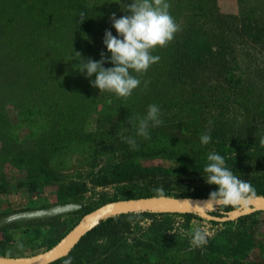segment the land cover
Wrapping results in <instances>:
<instances>
[{
    "label": "trees",
    "instance_id": "obj_1",
    "mask_svg": "<svg viewBox=\"0 0 264 264\" xmlns=\"http://www.w3.org/2000/svg\"><path fill=\"white\" fill-rule=\"evenodd\" d=\"M86 1L0 0V17H4L0 21V100L12 95L14 86L19 83L27 88L29 96L46 85L53 91H59L57 87L66 85L77 99L69 106L73 108L81 102L84 109L96 95L108 98L99 89L96 95L86 97L89 83L95 79V75L90 80L86 72L82 74L78 71L80 57L75 53H80L84 61L91 59L99 62L103 52L110 60L111 54L100 35L105 22L103 16L112 6L90 8ZM44 2H52V7L61 10L54 16L50 32L49 21H24L16 12L21 8V3H29L31 8L37 9ZM168 3L170 14L180 30L166 47L153 51L152 54L161 59L146 73L138 76L141 84L129 99L117 98L114 94L109 97L110 103L118 105L119 109L123 104L130 106L134 111L130 118L142 117L149 105H157L160 108L161 125L149 129L148 139L137 136L128 120L102 122V125H114L112 130L118 131L120 139L121 136L134 138L137 146L143 149L141 151H145L144 148L148 146L156 147L169 164L144 167L135 162L121 163L122 169L115 176L119 182H142L144 186L137 190H124L121 195L115 194L100 205L117 200L158 196V188L163 189L164 196L209 198L211 192L218 191V186L207 184L203 177L207 156L211 152L221 155L225 167L234 175L249 181L255 196H264V151L259 147L254 151L249 150L255 135L264 129V118L255 121L254 107L249 106L255 88L264 86V53L258 51L260 56L255 60L259 63L254 68L239 58L232 45L234 43L224 36L223 25L212 18L216 17L215 0H168ZM256 33L249 31L252 40L248 41V45L261 44L262 47L264 43ZM251 45L248 48L254 47ZM113 66L111 63L104 65L105 68ZM131 74L137 75L134 72ZM9 75L20 78V81H11ZM65 88L60 92H67ZM0 119L5 121L3 117ZM237 126L241 131H238ZM125 129L128 133H125ZM202 134L211 136L209 144H201L199 138ZM237 143L246 147L247 152L232 155L231 148ZM12 150L4 146L2 153L7 154ZM36 150L39 160L34 162L35 167L26 165L25 170L30 174L33 172L34 176H41L47 171L51 174L52 168L46 166L45 157L39 154H46L44 145H37ZM131 150L126 142L121 154L126 157ZM17 156L19 162L27 164L31 158L23 154ZM1 180L6 184L4 178ZM82 188V185L70 184L59 186L58 190L61 199L69 201V198L80 194L84 190ZM3 192L0 191V194ZM96 208L83 211L82 207L74 214L83 212L84 215ZM234 210L236 208L222 205L209 214L223 217ZM260 214L264 212L250 213L226 223L206 221L195 214L145 212L114 216L88 232L67 256L52 264H65L68 259H71L72 264H264V247L256 243L250 234L238 232L233 239L215 237L201 249H192L187 238L167 234L173 230L176 218L183 221V227L194 219L211 226H230L233 223H246ZM140 219L152 221L149 233L153 236L129 245L124 237ZM62 237L52 239L47 250ZM98 238L108 242L104 253H98L92 244ZM257 248L260 250L255 257ZM10 249L17 250L8 239L0 242L1 257H11L8 255Z\"/></svg>",
    "mask_w": 264,
    "mask_h": 264
},
{
    "label": "rangeland",
    "instance_id": "obj_2",
    "mask_svg": "<svg viewBox=\"0 0 264 264\" xmlns=\"http://www.w3.org/2000/svg\"><path fill=\"white\" fill-rule=\"evenodd\" d=\"M131 2L132 0L86 1L90 8L103 5L112 6L103 16L105 22L101 30V41H104L106 31H111L113 36L119 38L112 26L111 17L115 14L119 19L129 14L125 13L124 7ZM215 2L216 17L212 18L223 25L224 36L234 43L232 45L235 46L234 50L239 58L251 68L257 67L259 62L255 59H259L258 51L264 53V45L261 47V44H250L254 47L248 48L250 46L248 41L252 40L249 35L251 30L252 33L257 32L264 43L263 0H215ZM23 4L21 3V8L19 7L16 11L21 20L49 21V25L47 24L49 32L52 30L54 16L58 14L57 11H61L58 7H52V2L50 4L44 2L38 8L32 6L37 9L31 8L29 3ZM38 9L41 10L38 11ZM3 19L4 17H0V21ZM9 77L11 81L15 79L20 81V78L14 75H9ZM19 84L14 86L12 95L0 100V117L5 119V121L0 119V122H3L0 123V180L4 178L6 181V184L0 181V186L2 185L0 191L5 192L0 194V219L15 212L43 209L68 202L81 204L83 211L99 207L103 201L112 198L115 194L121 195L124 190H137L144 186L142 182H119V178L115 176L119 173V169H122L121 163L135 162L144 167L169 164L168 160L163 158L165 155L158 152L154 146L144 148L145 151H141L143 149L137 146L135 150L128 152L126 157L121 154V150L126 146L125 140L120 139L117 130L116 132L112 130L114 125L104 127L102 122L127 121L134 115V111L125 104L121 106V109L118 105L111 104L109 97L112 93L105 91L108 98H101L96 95L98 88H93L89 83L86 97L90 98L94 95L96 97L82 109L83 103L81 102H78L75 108L69 107L71 102L77 99L73 97L71 89L66 85V88L63 85L57 87L59 91H53L46 85L29 96L27 88ZM63 88L67 92H60ZM255 89L254 95L250 96L249 100L252 101L249 106L254 107L253 113L257 119L255 121H261L264 118L262 114L264 86L260 85ZM237 129L239 131L240 127L237 126ZM109 130L111 131L107 134ZM125 133H128L127 129ZM262 136H264V129L255 135V140L249 145L250 151H254L256 147L264 151V147L259 144ZM39 144L44 145L46 150V154H39L45 157L44 163L52 168V172L49 174L47 171L41 176H34L33 172L30 174L25 169L26 165L29 167V164L35 167L34 162L39 158V155H36V146ZM4 146L13 150L4 154L2 153ZM245 148L237 143L231 148V154L245 153L247 152ZM20 154L31 157L28 164L18 161L17 155ZM70 184L82 185L84 190L69 198V201L61 199L59 186ZM82 216L83 212L64 215L52 220L5 225L0 227V242L8 239L13 247L17 248V250H9L8 255L11 257L32 256L46 251L52 239L64 236ZM151 222L150 219H140L134 223L131 231L124 237L126 243L131 245L135 241L152 237L153 234L149 233ZM174 222L173 230L168 231V235L187 238L190 241L193 230L201 228L209 233L205 246L215 237L233 239L236 234L243 233L252 235L253 240L264 247V214L257 215L246 223H233L230 226H211L195 219L186 227L182 226L183 221L180 218H176ZM20 244L23 245L22 248L18 246ZM92 244L98 253H104L108 246L104 238L95 239ZM189 246H191L190 243ZM259 250L257 248L255 257Z\"/></svg>",
    "mask_w": 264,
    "mask_h": 264
},
{
    "label": "clouds",
    "instance_id": "obj_3",
    "mask_svg": "<svg viewBox=\"0 0 264 264\" xmlns=\"http://www.w3.org/2000/svg\"><path fill=\"white\" fill-rule=\"evenodd\" d=\"M126 9L123 17L117 19L112 15V26L118 33L113 36L111 31H106L104 45L110 60L102 52V59L97 62L91 59L82 60L80 53H75L80 57L78 65L79 72H86L87 78L95 75L91 80V86L98 88L101 93L109 92L117 98L127 99L132 96L141 84L139 75L146 73L149 68L160 61V56L153 55L157 48L166 47L180 30L178 24L170 14V4L168 0H132L124 7ZM83 16V14H81ZM106 63L114 65L105 68ZM137 75H132L131 73ZM147 83H145V88ZM160 108L153 104L149 105L144 116L139 118H129L128 123L136 130V135L145 139L149 138V129L158 128L161 125ZM119 135V133H117ZM133 150L136 149V140L132 137H123ZM200 142L207 145L211 142L209 134H202ZM259 144L264 147V136L259 139ZM207 165L204 167V179L209 185L218 186V191H213L207 201L208 206L219 204L234 208L246 207L255 198V190L251 183L233 174L225 167L224 158L211 152L207 156ZM160 198L164 197L162 188L156 189ZM209 233L201 228L193 230L190 239L192 249L201 248L208 242ZM23 247L22 244L18 245ZM65 264H72L71 259Z\"/></svg>",
    "mask_w": 264,
    "mask_h": 264
},
{
    "label": "water",
    "instance_id": "obj_4",
    "mask_svg": "<svg viewBox=\"0 0 264 264\" xmlns=\"http://www.w3.org/2000/svg\"><path fill=\"white\" fill-rule=\"evenodd\" d=\"M209 198H184L159 196L124 199L105 203L84 214L78 223L67 232L52 248L25 257H1L0 264H52L65 256L79 241L101 222L120 215L151 212L155 214H195L206 221L226 223L250 213L264 212V196H255L246 207H238L223 217H214L209 213L222 205L208 206ZM82 206L78 203L57 204L48 208L19 211L0 219V227L14 223L49 220L56 217L74 214Z\"/></svg>",
    "mask_w": 264,
    "mask_h": 264
}]
</instances>
